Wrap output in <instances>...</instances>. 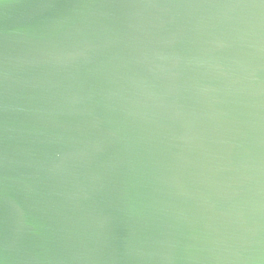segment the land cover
Wrapping results in <instances>:
<instances>
[{
	"label": "water",
	"instance_id": "1",
	"mask_svg": "<svg viewBox=\"0 0 264 264\" xmlns=\"http://www.w3.org/2000/svg\"><path fill=\"white\" fill-rule=\"evenodd\" d=\"M0 264H264V0H0Z\"/></svg>",
	"mask_w": 264,
	"mask_h": 264
}]
</instances>
